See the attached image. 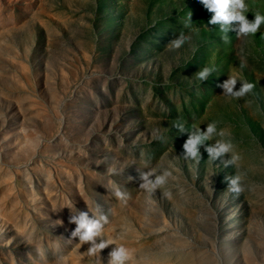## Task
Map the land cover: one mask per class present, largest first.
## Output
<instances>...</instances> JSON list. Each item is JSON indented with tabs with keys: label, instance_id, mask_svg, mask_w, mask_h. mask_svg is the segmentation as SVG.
<instances>
[{
	"label": "rangeland",
	"instance_id": "obj_1",
	"mask_svg": "<svg viewBox=\"0 0 264 264\" xmlns=\"http://www.w3.org/2000/svg\"><path fill=\"white\" fill-rule=\"evenodd\" d=\"M245 2L248 20L264 15ZM212 15L199 0H0V264H94L68 221L97 205L105 264L120 244L126 264H264V24L225 34ZM229 75L254 89L225 95ZM178 122L216 123L199 162ZM221 139L234 165L208 159ZM163 170L165 185L140 188Z\"/></svg>",
	"mask_w": 264,
	"mask_h": 264
},
{
	"label": "clouds",
	"instance_id": "obj_2",
	"mask_svg": "<svg viewBox=\"0 0 264 264\" xmlns=\"http://www.w3.org/2000/svg\"><path fill=\"white\" fill-rule=\"evenodd\" d=\"M204 7L212 13L211 19L208 21L210 25H219L222 33L235 32L237 36H248L255 35L262 24H264V15L256 13L253 20H248L245 12L247 5L245 0H199ZM192 13H189L188 20L191 21ZM187 37L181 34L178 38L170 42V46L174 48H180ZM227 41V35L224 37ZM243 67V65H242ZM214 68L204 67L198 71L195 76L201 80L206 81ZM238 83L237 75H229L228 80L219 87H222L224 94L231 97H243L249 94L254 89L255 85L246 80L240 81L239 90L236 89ZM175 127L180 133H186L188 139L183 144V156L185 158H191L199 162L202 159L200 153V147L205 146V142L211 139L217 134L216 123H210L207 125L206 130L202 131L201 128L193 126L191 129L185 128L181 123H177ZM220 136L224 133L221 131ZM205 151L208 153V159L212 161H220L225 167L234 165L238 160L239 156L236 154L231 155L230 159H222L227 154L233 152V145L231 142L225 140H217L213 144H208L205 147ZM171 176V172L163 170L161 173L156 174L154 171L141 172L140 179L142 183L140 188L144 189L148 193H152L155 189L163 186L167 183L168 178ZM225 182L228 185V190L239 195L244 191L241 185V178L237 176H226ZM113 195L117 198L124 199L126 193L117 187ZM72 207L75 208L73 205ZM71 215L69 217V224H75L76 228L71 231L72 238H78L79 242L83 244H89L86 253L88 256L97 257L94 264H105L104 258L101 257L100 253L113 245V241L103 238L104 226L107 224L108 217L105 214H101L102 210L97 205V216L90 218L87 212L79 211L75 208L73 212L72 208H69ZM62 225V221H57ZM98 254V255H97ZM132 259V252L130 249L125 247L123 244L117 245L108 253L107 264H126V262ZM63 260V257H61Z\"/></svg>",
	"mask_w": 264,
	"mask_h": 264
}]
</instances>
